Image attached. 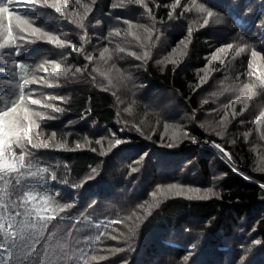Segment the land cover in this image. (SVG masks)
Listing matches in <instances>:
<instances>
[{"label":"trees","instance_id":"trees-1","mask_svg":"<svg viewBox=\"0 0 264 264\" xmlns=\"http://www.w3.org/2000/svg\"><path fill=\"white\" fill-rule=\"evenodd\" d=\"M82 2L90 4L91 0ZM113 2L97 0L85 22L88 34L85 54L94 58L88 64L91 75L86 79L77 74L75 78L61 77L57 81L35 68L44 60H56L65 67L71 64L73 71L76 67L83 68L88 62L68 46L57 49L38 41L19 57L3 55L11 49L0 50V108L8 105L18 92L19 70L11 61L23 59L36 77L45 76L58 84L52 88L30 85L37 89L34 93L37 98L68 97L66 102L46 101L64 107L66 111L62 114L29 105L46 116H56L38 121L45 134L44 142H48L52 131L57 133L55 139L66 140L70 149L77 140L82 144L91 141L80 150L28 146L32 152L26 156V164L32 165L30 170L36 172L46 167L48 172L42 174V180L30 178L26 167L18 184L15 174H3L0 214L7 219L14 211H20L24 191L31 192L38 205L45 198L53 205L70 204V208L55 213L56 219L46 227L49 251L45 258L52 264H123L125 260L128 264H264V190L260 187L264 183V171L260 170L264 168V123H256L264 113V85L259 79L264 75V0H179L174 9L171 7L174 0H145L154 19L149 18L142 5L126 4L112 9ZM199 5L212 11L213 16L198 11ZM11 9L27 15L44 31L80 46L79 36L83 33L53 9L38 6L31 10L18 4ZM73 9L81 11L75 0H70L66 9L62 6L69 13ZM169 12L174 19L169 18ZM204 19L209 20L208 25L203 24ZM217 19L222 20L220 25L216 24ZM124 21L156 29L148 42L151 59L146 64L128 54L129 51L139 54L143 49L134 36L127 34L128 25ZM15 23L13 18V32L21 35ZM112 28H120L121 35L106 39ZM189 28L192 35L187 54L180 58L175 72L172 63H157L187 35ZM133 31L144 39L143 29ZM229 43L232 48L218 53L220 59L213 60L216 49ZM105 45L112 50L110 60L99 56ZM117 46L127 51L119 53L115 50ZM240 47L244 51L237 54ZM253 51L257 53L255 57ZM209 60L213 71L197 87L199 77L204 74L201 69ZM97 68L99 71H94ZM245 84H253L255 88L248 99L242 100L240 90ZM235 101H239L234 108L240 114L234 119L229 116L226 135L217 137L212 128L221 130V117L226 110L231 112V108L224 106ZM126 108L131 110L125 111ZM193 111L195 120L189 118ZM136 126L141 132L135 131ZM185 130L195 136L196 143L185 138L177 147L163 146L171 142L174 131ZM35 132L33 129L34 142L38 139ZM112 133L115 138L130 142L109 149V142L114 139ZM97 140L101 143L97 144ZM211 142L221 144L232 154L235 168L211 148ZM101 148L105 155H101ZM93 168L95 174L91 173ZM53 172L55 180L51 179ZM89 175L94 178L87 180ZM9 179L12 183H8ZM170 183L202 190L211 188L219 196L209 192L208 199L192 200L173 197L169 192L165 199L157 186ZM153 191H157L155 198L151 195ZM156 201L159 207L151 209L152 215L140 227L130 249L123 238H111L127 232L126 223H130L125 221L127 216L133 212L143 215L138 205L145 204L147 208ZM32 219L36 220L35 215ZM257 240L259 244L254 243ZM192 245L196 247L184 262L183 257ZM115 248L125 250L113 252ZM92 255L106 259H92ZM5 257L7 253L0 249V264H8L12 259Z\"/></svg>","mask_w":264,"mask_h":264},{"label":"snow or ice","instance_id":"snow-or-ice-1","mask_svg":"<svg viewBox=\"0 0 264 264\" xmlns=\"http://www.w3.org/2000/svg\"><path fill=\"white\" fill-rule=\"evenodd\" d=\"M70 0H0V50L11 49V52L3 53L6 56H16L19 57L23 55L24 52L27 51L28 46L37 43L38 41H44L48 44L53 45L57 49H63L66 46L70 47L72 52L77 53L78 55H82L86 62L83 68L76 67L75 70H72V65L69 64L66 67L62 66L56 60H44L41 63L35 65V68L40 69L42 72L48 74L49 77H56L57 81L64 77L66 80L70 78H75L77 74H80L85 79L91 75L89 72L88 64L92 63L94 58L91 54H85L86 50L84 45L88 42V34L86 28V20L89 17V14L93 11V6L96 5L97 0H91V3H83L82 0H75V4L78 6L81 11H77L73 9L72 12H67L66 10H62L67 8ZM13 4L22 5L26 9L35 10L38 6L51 8L55 13L59 15L60 18L67 20L68 23L75 26L83 35L79 36L81 44L77 47L76 44L71 43L68 39H61L59 35H55L51 32L44 31L41 27L36 26L33 22H31L27 15H22L19 11L14 12L11 9ZM126 4H135L142 5L149 15L150 19H154L151 14V10L148 7V4L145 0H115L111 4L112 9L123 8ZM179 4V0H174L173 5L171 6L173 9L176 5ZM198 11L207 12L208 17L213 16V12L210 10H206L203 5L197 6ZM13 18H15V27H17L21 33V35H15L13 32L14 24ZM169 18L174 19L172 16V12H169ZM119 20V17H116ZM7 20V23H5ZM128 25L127 34L132 35L136 38L137 41L141 43V48L143 49L142 53H137L136 51H129L128 54L137 60L147 63L149 59H151V52L149 51L150 42L152 40L153 32L156 31L154 27H148L147 25H136L133 24L132 21H124ZM209 20L204 19L203 24L208 25ZM222 20L217 19L216 24L220 25ZM134 28L143 29L144 39H141V36L137 34L136 31H133ZM113 35L119 36L121 35L120 28H112L108 33L106 39L112 37ZM192 35L191 28H189L188 33L185 37L181 38L178 44L172 49V51L163 57L161 61H157V63H172L173 71L175 72L176 67L179 66L181 62V57L187 54V46L190 42V38ZM19 41V43H18ZM232 44H225L221 48L216 49V51L212 54V59H220L218 53L225 52L227 49H231ZM119 53H125L127 50L123 47L117 46L115 49ZM244 48L240 47L237 49V54L243 52ZM257 53L255 51L252 52V56L255 57ZM99 56L101 59H112V50L109 49L107 45L103 47L99 52ZM122 59L123 57H119ZM11 63L15 66L16 69L19 70V80L16 85L18 92L13 94V98L10 100L8 105L0 108V179H5L4 175L7 174H15L16 183H19V177L24 175L23 169L26 167L29 169L27 175L28 177H38L39 179H44L43 173L48 172V168L41 167L38 171H31V164H26V156H31L32 152L28 146H31V149H52V150H80L90 145L91 141H86L85 144H82L79 140L75 142L74 148H69L67 141H57L55 138L57 133L52 131L48 142H44V132L40 130V123L38 121L43 120H51L55 119L56 116H46L43 112L37 111L33 108H30L29 105H39L45 109H51L54 113L62 114L66 111L64 107L59 106L58 104H53L51 100H56L60 102H66L68 97L63 95L57 96H45L44 100L37 98L34 93L37 89L30 88V85H44L47 87H58V84H54L45 76L36 77L32 72L29 71L30 65L26 63L23 59H12ZM211 64V60H209L205 66L201 69L204 73L199 77V84H204L211 72L212 69L209 68ZM115 68V64L112 65ZM251 68L252 65L249 64ZM163 70V69H161ZM94 71H99V69H94ZM70 74V77H69ZM253 73H250V75ZM102 75H107V73H102ZM121 78L123 79V74H121ZM260 83L264 85V75L260 76ZM108 83H112V78H108ZM255 86L253 84H245L241 91V99L246 100L249 98L250 94L253 93ZM28 89V91H25ZM42 95V94H41ZM239 101L230 102L228 105H225V109L231 108V112L225 111L223 116L220 119L221 130L216 131L215 128H212L215 131V135L217 137H223L226 135L227 126L230 123L229 116L233 119L239 115L234 108V104ZM130 108H126L125 111H130ZM243 109H241V112ZM119 115V113H117ZM195 112L191 114L190 119L195 120ZM127 122L125 121V124ZM257 125L264 123V113L260 114V117L256 120ZM201 128H204V124L198 125ZM168 126L165 125V128ZM33 129H36L35 136L38 138L36 142L33 139ZM121 132L124 129H120ZM136 132H141L139 126L135 127ZM113 136V140L109 142V149L115 148L116 146H120L123 144H127L130 141L122 140L115 138V134H111ZM188 139L192 143H196L195 136L189 134L188 131H174L170 136V143L163 145L167 148H174L182 142L183 139ZM150 139V137H149ZM97 144H100L101 141L97 140ZM212 146L215 147L223 158L231 161L232 154L228 152L221 144L212 143ZM16 148H19L20 151L17 152ZM91 151L95 152V148H91ZM101 155H105L103 148H101ZM144 155H147L145 153ZM143 157H141V160ZM235 170V169H234ZM264 171V168L260 169ZM133 172L136 171L135 168L132 169ZM96 169H91V173L95 174ZM56 173L53 172L51 174V179L55 180ZM94 178V175H89L87 180H91ZM86 182V181H83ZM82 182V183H83ZM8 183H12V180L9 179ZM73 188L76 185H72ZM262 190H264V184L260 185ZM158 190H160V195L164 196L167 199V193H172L173 197H183L192 200H202L208 199L209 196L207 193L212 192L213 195L219 196L218 192H213L211 188L208 189H200L197 187L186 186L183 184H167L166 186H157ZM204 193L203 195L201 193ZM152 197H157V191H153L151 193ZM20 211H14L9 215L6 219L2 214H0V249L4 250L7 253L8 257L12 259L8 261V264H52L50 259L45 258L46 245L49 244L48 237L46 236V227L47 225L56 219L55 213L58 211H62L63 209L70 208V204L61 205H53L52 201L48 198L42 199L40 204L38 205L35 197L29 191H24L23 196L20 197ZM147 203V202H145ZM140 209H143V215H140L137 212H133L129 216L125 218V221H129L130 223H126L127 232L121 233V236H112L113 240H118L123 238L128 243V248L130 249L132 243L134 242V238L138 235V231L140 227L144 224V222L148 219L149 216L152 215L151 209L159 207V201L149 205L147 208L145 204L138 205ZM51 213V215L49 214ZM35 215L36 220L32 219V216ZM125 221H115V223H125ZM55 228V225H53ZM97 240L100 239V236L96 237ZM255 244H259L260 241L257 240L254 242ZM195 245H192L191 248L188 249V254L183 257V261L187 262L192 255V251L195 249ZM125 249L123 248H115L113 252H122ZM92 259H106L104 256L96 257L93 256ZM123 264H128L125 260Z\"/></svg>","mask_w":264,"mask_h":264},{"label":"rangeland","instance_id":"rangeland-1","mask_svg":"<svg viewBox=\"0 0 264 264\" xmlns=\"http://www.w3.org/2000/svg\"><path fill=\"white\" fill-rule=\"evenodd\" d=\"M212 143L213 142H211V148H213L216 152H219V150H217L215 147H213L212 146ZM210 148V147H209ZM220 153V152H219ZM220 155H221V153H220ZM222 156V155H221ZM223 157V156H222ZM226 162H228V163H230L231 164V166L232 167H234L235 168V165H234V163H232V161H229V160H227V159H225V158H223ZM257 181V180H256ZM260 182V181H259ZM262 184H264L263 182H262Z\"/></svg>","mask_w":264,"mask_h":264},{"label":"bare ground","instance_id":"bare-ground-1","mask_svg":"<svg viewBox=\"0 0 264 264\" xmlns=\"http://www.w3.org/2000/svg\"><path fill=\"white\" fill-rule=\"evenodd\" d=\"M54 162V161H53ZM61 163V162H60ZM68 171V170H67ZM69 176H70V174H69ZM82 176V175H81ZM79 177V176H78ZM73 180V179H72ZM79 180H81V179H79ZM85 185V184H84ZM70 192V191H69ZM92 203V202H91ZM154 242V241H153ZM98 255V254H97ZM95 256V255H94ZM92 257H93V255H92ZM91 257V258H92ZM100 257V256H99ZM90 259V258H89ZM84 262V261H83ZM88 263V262H87ZM89 263H91L90 261H89Z\"/></svg>","mask_w":264,"mask_h":264}]
</instances>
